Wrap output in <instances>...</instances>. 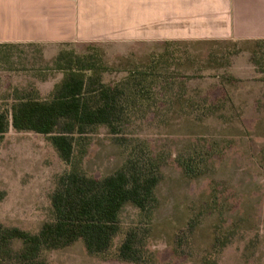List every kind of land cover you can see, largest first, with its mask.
<instances>
[{"label": "rangeland", "instance_id": "rangeland-1", "mask_svg": "<svg viewBox=\"0 0 264 264\" xmlns=\"http://www.w3.org/2000/svg\"><path fill=\"white\" fill-rule=\"evenodd\" d=\"M263 49L231 40L0 44V109L15 94L47 99L61 78L53 63L58 51L90 56L104 68L107 84L129 70L152 73L147 99L132 108L122 133L130 146L95 128L81 171L110 175L136 147L158 163L162 178L146 240L150 264H264ZM180 161L193 175L183 173ZM66 169L44 137L9 128L0 143V223L36 232L48 219L54 179ZM119 220L123 227L146 225L130 205ZM41 258L48 264H130L112 252L89 256L79 241Z\"/></svg>", "mask_w": 264, "mask_h": 264}, {"label": "trees", "instance_id": "trees-1", "mask_svg": "<svg viewBox=\"0 0 264 264\" xmlns=\"http://www.w3.org/2000/svg\"><path fill=\"white\" fill-rule=\"evenodd\" d=\"M253 42L264 48V40ZM260 58L264 59V49ZM53 63L61 78L47 99L15 94L8 108L0 109V143L9 128L40 135L67 169L54 179L48 219L36 232L0 223V264H48L41 253L77 241L89 256L112 252L118 261L150 264L146 240L157 205L155 188L162 178L158 163L136 147L129 148L120 167L104 177L85 175L79 164L86 138L97 127H104L116 144L130 146L122 133L132 108L147 99L153 74L141 68L129 70L120 81L107 84L102 82L104 68L90 56L58 51ZM180 165L185 175H193L189 165L182 161ZM4 196L0 192V202ZM125 205L138 211L146 221L144 227L121 225L119 214ZM14 242L19 244L16 250Z\"/></svg>", "mask_w": 264, "mask_h": 264}, {"label": "crops", "instance_id": "crops-1", "mask_svg": "<svg viewBox=\"0 0 264 264\" xmlns=\"http://www.w3.org/2000/svg\"><path fill=\"white\" fill-rule=\"evenodd\" d=\"M264 40V0H0V44Z\"/></svg>", "mask_w": 264, "mask_h": 264}]
</instances>
